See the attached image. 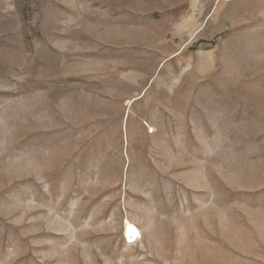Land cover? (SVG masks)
Segmentation results:
<instances>
[{"label":"rangeland","instance_id":"rangeland-1","mask_svg":"<svg viewBox=\"0 0 264 264\" xmlns=\"http://www.w3.org/2000/svg\"><path fill=\"white\" fill-rule=\"evenodd\" d=\"M0 264H264V0H0Z\"/></svg>","mask_w":264,"mask_h":264},{"label":"bare ground","instance_id":"bare-ground-1","mask_svg":"<svg viewBox=\"0 0 264 264\" xmlns=\"http://www.w3.org/2000/svg\"><path fill=\"white\" fill-rule=\"evenodd\" d=\"M125 237L129 240H135L137 237V233L134 231L129 222H127L125 225Z\"/></svg>","mask_w":264,"mask_h":264}]
</instances>
